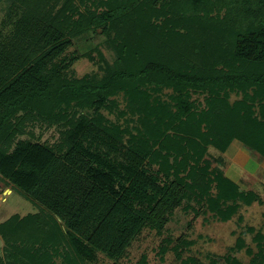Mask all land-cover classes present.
Here are the masks:
<instances>
[{"label": "trees", "instance_id": "16d2710c", "mask_svg": "<svg viewBox=\"0 0 264 264\" xmlns=\"http://www.w3.org/2000/svg\"><path fill=\"white\" fill-rule=\"evenodd\" d=\"M20 1L29 8L0 41V176L42 208L0 226L9 243L0 264H56L60 256L83 264L96 252L117 259L145 227L161 233L193 194L224 219L236 211L224 201L259 199L207 155L236 139L264 158V0ZM92 27L117 58L101 77L70 78L61 56ZM86 106L97 114H80ZM127 115L138 116L137 127ZM30 120L66 127L61 144L13 146ZM259 237L250 264H264Z\"/></svg>", "mask_w": 264, "mask_h": 264}, {"label": "rangeland", "instance_id": "374dc122", "mask_svg": "<svg viewBox=\"0 0 264 264\" xmlns=\"http://www.w3.org/2000/svg\"><path fill=\"white\" fill-rule=\"evenodd\" d=\"M64 1H57L58 8ZM141 1L144 2V0ZM28 8H25L20 0H0L1 42H8L15 32L19 18L27 12ZM61 57L71 63L66 71L68 77L87 75L97 78L104 74V68L115 62L117 55L113 47L109 45V38L103 29L92 27L88 32L73 38L72 44L67 47ZM171 93V89H165L161 95L162 99L168 100ZM237 97L241 96L233 93L231 100ZM204 98L205 95L192 94V99H197L202 105H205ZM119 101L120 108H124L126 100L120 96ZM77 109L80 114L89 117L97 114L95 106ZM100 112L110 121H119L125 124L124 118L119 119L116 112L110 113L104 108ZM127 116L134 117V121L130 124L137 127L138 116ZM65 128L63 125L57 124L48 126L43 120H30L26 122L24 131L17 135L13 146L19 140H31L52 147L58 146L62 142L63 129ZM127 138L128 135L126 140ZM234 141L239 142L246 151L251 153L250 155L255 161L254 168L246 171L243 180L238 184L242 190H251L257 193L259 199L251 203L239 200L235 204L230 200L224 201V208L229 205L236 206L235 213L230 218L224 219L209 209L208 202H199L193 194L191 198L185 199L183 204L173 211L161 233H158L156 229L145 227L122 257L113 259L102 252H96V260L84 261L83 264H113L114 262L142 264L143 258H145L146 264H250L254 254L258 251V243L262 241L259 235L264 236V158L246 148L241 141L236 139ZM65 149L66 147H64ZM216 156L223 157L225 162L218 164ZM207 159L212 160V167L219 166L225 175L228 174L231 159L226 152L221 153L213 146H209ZM153 167L157 168L156 165ZM210 193L212 196L217 195L215 183L211 185ZM41 208L39 203L30 199L12 183L0 176V226L12 217L19 216L18 218H20L38 213ZM59 222L66 229V225L61 219ZM250 227L253 230H249ZM239 238L244 239L246 243L244 248L238 247ZM166 239H170L171 242L167 244L168 250L161 254V245L166 244ZM8 244L0 229V261L7 259ZM249 250L251 251L249 252ZM55 263L64 264L63 258L61 256L56 258Z\"/></svg>", "mask_w": 264, "mask_h": 264}, {"label": "crops", "instance_id": "0c3cea01", "mask_svg": "<svg viewBox=\"0 0 264 264\" xmlns=\"http://www.w3.org/2000/svg\"><path fill=\"white\" fill-rule=\"evenodd\" d=\"M226 154L230 156L231 166L227 176L233 181L241 183L244 173L255 166L254 158L246 151L239 142L234 141L227 149ZM259 172V171H258ZM253 175V172H251Z\"/></svg>", "mask_w": 264, "mask_h": 264}]
</instances>
